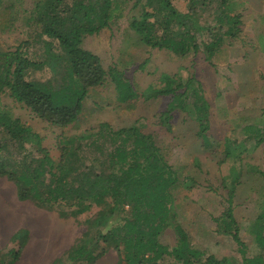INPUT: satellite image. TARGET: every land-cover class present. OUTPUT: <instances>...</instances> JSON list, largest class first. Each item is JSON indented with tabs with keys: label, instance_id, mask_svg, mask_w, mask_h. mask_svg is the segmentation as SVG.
Segmentation results:
<instances>
[{
	"label": "trees",
	"instance_id": "trees-1",
	"mask_svg": "<svg viewBox=\"0 0 264 264\" xmlns=\"http://www.w3.org/2000/svg\"><path fill=\"white\" fill-rule=\"evenodd\" d=\"M143 0H136L135 5ZM140 12L131 15L130 28L140 41L178 56L197 52L201 46L209 58L223 36H236L239 15L231 14L227 0H219V23L225 30L210 29L211 41L200 42L202 32L196 13L199 0H189L186 12H180L171 0H144ZM126 0H33L28 19L39 31L36 43L43 52L31 57L30 40L23 41L13 51L0 50V94L7 93L16 103L29 109L40 120L58 128L77 120L82 102L91 87L102 85L107 74L112 79L118 100L156 99L171 96L169 108L161 113L162 124L172 133L169 123L172 111L178 107L187 111L180 101L190 88L191 79L184 82L163 75L162 87L148 86L137 94L123 73L114 68L108 72L100 58L82 45L86 35L97 33L123 15ZM134 5V4H133ZM208 30V29H206ZM48 72V78L36 73ZM182 92H177L181 88ZM194 103L196 136L208 145L207 104ZM201 111V112H200ZM55 145L59 151L54 159L43 145V138L19 117L0 110V177L11 181L19 200H30L36 206L51 210L60 208L61 216H74L92 204L104 205L93 218L86 220L88 232L94 233L67 250L72 262L93 263L113 248L117 264H264V255H245V244L238 236L232 214V197L237 176L230 180L227 208L215 221L219 230L229 233L237 243L241 260L218 258L193 246L187 232L177 223L173 205V189L179 181L177 171L166 160L150 133L137 125L113 128L102 121L96 129L73 135L60 133ZM232 152L225 145L228 156ZM193 181H184L191 188ZM64 208H73L66 212ZM253 233L264 247V210L257 216ZM175 230L176 242L167 245L159 236L167 229ZM17 247L0 254V264H15L28 238V231L13 234Z\"/></svg>",
	"mask_w": 264,
	"mask_h": 264
},
{
	"label": "rangeland",
	"instance_id": "rangeland-1",
	"mask_svg": "<svg viewBox=\"0 0 264 264\" xmlns=\"http://www.w3.org/2000/svg\"><path fill=\"white\" fill-rule=\"evenodd\" d=\"M189 0H171L180 12L187 11ZM231 14L239 15L236 36H223L213 54L206 58L201 48L178 56L165 49L143 44L130 28L129 17L141 10L136 0H126L123 15L109 27L86 35L82 45L96 54L108 72L114 68L123 73L139 94L148 86L162 87L163 75L184 82L191 79L187 94L180 99L187 111L174 108L169 119L172 133L161 123V113L169 108L171 96L142 100H118L112 79L107 74L102 85L91 87L82 102L76 121L63 128L40 120L25 106L14 102L7 93L0 94V110L19 117L43 138V145L56 159L59 151L56 136L79 134L96 129L102 121L113 128L139 126L150 133L166 160L177 171L179 181L173 189V205L177 223L187 232L193 246L218 258L241 260L237 243L231 234L219 230L215 220L227 208L230 180L237 176L232 197V214L237 223L238 236L245 244L248 257L264 255L252 229L257 216L264 210V0H227ZM33 0H0V50L13 51L26 40L31 57L42 54L36 43L39 31L31 22L29 10ZM134 4V5H133ZM219 0H199L196 19L202 32L197 40L211 41L209 31L219 23ZM214 26V27H213ZM208 29V30H206ZM34 55V56H33ZM39 78L51 73L38 72ZM182 87L177 92H182ZM206 101V131L208 145L196 136L199 112L194 103ZM201 112V111H200ZM232 152L225 153V145ZM193 181L191 188L184 181ZM70 212L73 208H64ZM104 205L92 204L89 209L74 216H61L60 208L51 210L36 206L30 200H19L14 184L0 177V254L17 247L19 239L13 234L19 229L28 231V238L15 264H117V253L107 250L93 263L72 262L67 250L80 242H87L94 233L88 232L86 220L93 218ZM264 235V229L262 231ZM160 242L173 245L175 230L167 228Z\"/></svg>",
	"mask_w": 264,
	"mask_h": 264
}]
</instances>
